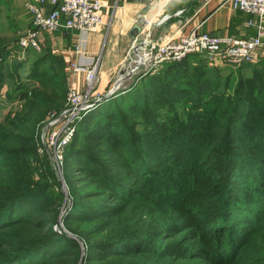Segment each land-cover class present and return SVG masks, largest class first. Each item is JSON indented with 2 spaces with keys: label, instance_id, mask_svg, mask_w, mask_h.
<instances>
[{
  "label": "trees",
  "instance_id": "obj_1",
  "mask_svg": "<svg viewBox=\"0 0 264 264\" xmlns=\"http://www.w3.org/2000/svg\"><path fill=\"white\" fill-rule=\"evenodd\" d=\"M17 42L18 38L0 37V105L19 103L0 114V237L6 227L23 225L35 229L39 238L22 244L25 249L0 251V264H20L38 249L43 251L41 264L64 255L75 264L80 256L77 240L49 225L58 217L54 205L59 200L51 192L53 171L39 151L45 121L66 106L69 78L66 69H40L49 60L64 64L63 57L48 48L40 53L28 48L26 59L40 56L35 69L26 80L14 77L26 60L10 71L9 57L20 51ZM154 70L78 120L67 145L71 150L66 170L74 194L64 223L84 240L86 264H160L154 255L172 257L197 250L192 242H174L187 229H194L189 239L201 241L208 263L234 264L264 215V182H258L264 171V58L212 65L205 55L194 53ZM8 78L14 82L4 94ZM183 100L194 109L183 117L187 126L181 125L176 109L185 107ZM204 113L210 116L207 120ZM172 116L176 119L170 122ZM198 119H204L203 126L193 123ZM213 185L220 192H214ZM50 193L53 199L47 198ZM168 211L185 219L156 226L159 218L167 221ZM47 212L50 218H33ZM124 242L147 246L111 253ZM258 252L264 255V241Z\"/></svg>",
  "mask_w": 264,
  "mask_h": 264
},
{
  "label": "crops",
  "instance_id": "obj_2",
  "mask_svg": "<svg viewBox=\"0 0 264 264\" xmlns=\"http://www.w3.org/2000/svg\"><path fill=\"white\" fill-rule=\"evenodd\" d=\"M101 1L104 5L101 11L103 24L98 30L81 32L61 28L56 32L41 34V48H48L56 55L62 56L66 67L71 69L73 62L96 67L100 79L96 95L103 96L104 89L113 78L115 79L118 69L134 60L133 44L146 35V32L142 31L144 18L153 23L151 30L154 38H178L193 30L236 37H248L256 32L255 27L247 24L251 16L233 9L226 0ZM29 3L38 4L39 0H0L1 17L15 20L14 23L16 20L24 23L21 35L32 27L33 16L28 9ZM22 7L25 11L20 13ZM45 7L46 12L52 8L49 2L45 3ZM180 9H184V12L178 13ZM166 14H170L169 18L161 24L157 23ZM139 28L141 31L137 33ZM77 47H81L83 52L77 53ZM139 48L141 47L138 46ZM22 51L23 54L26 52L20 50L16 54L19 55ZM262 58L264 50H259L256 53V61ZM74 74L70 77V83L78 86L80 90L87 87L85 75L80 73L73 76Z\"/></svg>",
  "mask_w": 264,
  "mask_h": 264
},
{
  "label": "built area",
  "instance_id": "obj_3",
  "mask_svg": "<svg viewBox=\"0 0 264 264\" xmlns=\"http://www.w3.org/2000/svg\"><path fill=\"white\" fill-rule=\"evenodd\" d=\"M233 9L245 12L251 16L247 21L249 26L255 27L256 32L248 37L233 35H213L207 32L193 30L178 38L166 36L151 40L149 21L144 18L143 31L146 32L142 40L133 44L132 52L137 54L138 65L153 67L154 69L168 61H180L189 54L201 53L214 64L240 65L256 61V53L264 50V0H226ZM52 6L46 12L45 3ZM103 3L101 0H39L38 4L29 3L28 9L33 16L32 27L18 38L20 50L28 48L41 49V34L56 32L61 28L74 29L81 32L98 30L102 24ZM184 9L178 10L183 13ZM170 14L164 15L157 23L161 24ZM150 38V39H149ZM138 46L141 48L138 49ZM83 50L77 47V53ZM17 55L16 52L12 56ZM71 71L85 75L87 87L83 92L75 84L67 91V104L61 112H55L49 117L46 128H50L52 139L49 147L55 160L61 158V150L73 139L77 122L83 112L95 103L86 101L97 82L96 67L73 62ZM120 78L119 82L122 81ZM119 87V86H118ZM117 87V88H118ZM115 88L110 90V93ZM102 97V96H101ZM48 147V146H47ZM42 149H40L41 151Z\"/></svg>",
  "mask_w": 264,
  "mask_h": 264
},
{
  "label": "rangeland",
  "instance_id": "obj_4",
  "mask_svg": "<svg viewBox=\"0 0 264 264\" xmlns=\"http://www.w3.org/2000/svg\"><path fill=\"white\" fill-rule=\"evenodd\" d=\"M24 11H25V8L22 7L20 9V13H23ZM14 21L15 20L5 18V16H2V17L0 16V37L7 38L8 40H11L13 38L14 39L18 38L21 35V33L23 32L24 23H22V21H20V20H16L17 21L16 23H14ZM148 21L150 23L149 28L151 31V40L158 39V38H154V36L152 35L151 24H153V23L151 22V20H148ZM37 51H38V53L41 52V50H37ZM26 55H27L26 52L23 54V51H22L19 55H14V56L9 57L8 63L10 66V71L15 72V66L17 65V63L19 61L26 59L27 58ZM34 55L35 54H33V56H31V59L30 58L26 59L25 60L26 62L24 61V63H22L20 75L15 74L14 77H16V78L20 77L19 78L20 80H26L27 79V75L31 72V70L35 69L36 62L40 58V56L36 57ZM41 58L47 59V56L43 55ZM133 59L134 60L130 61L129 65L120 67L118 69V73H117L115 79L113 78V80L108 84L107 88L104 89L103 96L107 93H110V90L113 88H115L114 91L111 92V94L113 96L120 93V92H123L124 90L131 87L132 85L134 86L138 82L139 78H141L142 76L147 75V74L151 73L152 71H154V68L150 67V65L149 66L138 65V63H137L138 58H137V54L135 52L133 53ZM40 69L41 70H48V71H61L63 69L64 70L66 69L67 75L69 78V81H68L69 84H68L67 91L72 86V84L70 83V77L72 78V74H74V72L71 71L70 67L65 68L64 64L63 65L58 64V62L54 63V61L49 60L48 62L46 61L45 65H41ZM75 75H76V73L73 76H75ZM122 77H123L122 81L119 82L120 78H122ZM11 79L12 78H8V81H6V83L3 86L4 87V89H3L4 94H6V92L11 90V83L14 82ZM99 81H100V79H99V75H98L97 82L94 85V89L92 90L91 94L86 97L87 102L95 103L97 100H99L100 98L103 97L102 95H100V94L96 95V93H95V91L99 87ZM31 82H32L33 86H36L37 82H35L34 80H31ZM82 91L83 92L86 91V86L84 87V89ZM249 100L253 104L256 103V101H257L256 99H249ZM182 103L185 104V107H181V105H179L178 108H176V109L179 110V112L181 114L178 117L179 120H181L180 121L181 125L187 126L189 124V121L183 119V117L188 112H191V110H194V109H192L193 105L191 104L190 101L186 103V101L183 100ZM18 104L19 103H17V101H15V102L12 101V102H9V104H7V105H2V106L0 105V114L3 115L9 110H14ZM66 104H67V96H66ZM96 104H94L93 106H96ZM201 108L204 109L203 111H205L207 109V107L205 105H203ZM85 112L86 111H84L83 113H85ZM202 117L207 120L210 116L208 113H204V115ZM175 119H176V117L172 116V120H170V122L175 120ZM203 120L204 119H198L196 122H193V123L195 125H197V127L203 126ZM48 121H49V119L45 121L46 123H44V125L42 126V130L40 131V140L41 141H39L40 142L39 151H40V149H42L40 151V154L42 155L41 158H43V161L45 163H47L53 171L54 175H52L51 179H50L51 186H52L51 192L53 194H55L56 195L55 198H58V200H59V201L56 200V203L54 205L55 208L58 207V209H59L58 217L56 218V220L52 221V223H50L49 225L57 233H62L64 235H68L70 237L73 236V238H75L77 240L78 246L80 247L78 249V250H80V256L78 257V260L76 261L75 264H86L88 262V254H87L86 245H85L84 240L80 239L77 235H75L69 229H67V227L64 223V220H63L64 214H67L69 208L72 205V195L74 194L72 187H71V182H69V180H68V172L66 170L67 154L71 150V148L66 146L64 149L61 150V158L59 160H55V158L52 155V151L49 147V143L52 139V132L50 131L49 127L46 128ZM170 142H172V143L176 142L179 145H181L180 140L178 138H175V137H170ZM149 146H150V144H149ZM192 148H193V146H192ZM152 157L153 156H151L150 158H152ZM146 158H149V157H146ZM150 166H152V165H150ZM237 169H239V172H241L242 174H244L246 176L248 175L247 173H245L244 169L240 168V166L237 167ZM108 172H110V170H108ZM114 172H116V170L111 171L112 174H114ZM258 175H259V181L258 182L259 183L264 182V171H261ZM255 177H257V176H255ZM251 178H252V176H251ZM213 188H214L213 189L214 192H220L219 186L213 185ZM156 192H158V191H156ZM71 193H72V195H71ZM61 194H62V199H61ZM249 196L252 197L251 194ZM47 198L53 199L54 197L50 193L47 196ZM160 202H161V205L165 204L164 199H161ZM169 210H171V209H169ZM168 214L170 215V217L167 218L166 222H164V220L162 218L161 219L159 218L156 222H154V224L158 227L159 226H165L168 223L180 224L181 221L185 219V217L181 213H177L176 211H170V212L168 211ZM35 216H37V217H35ZM39 216H46V217L50 218L51 213L47 212L43 215H39V214L34 215L33 218L37 219ZM148 220H151V218L148 217ZM259 221L262 222V225L260 226V228H258L254 232V235H252L253 240L249 244V247L246 248L245 251L242 252V254H240L242 256H240V258H238L237 262H235L234 264H264V255L259 254V252H258V249H259L262 241H264V215L260 216ZM107 224L110 225L109 220H108ZM192 230H194V229H187L186 231H184L183 233L178 235L174 239V242L180 241V243H183V244H191V242H192V244L197 245V250H195V251H193V250L184 251L185 249L183 248L181 251H179L180 253L184 251L183 254H181V255H174L172 257H155V255H154L153 259L154 260L160 259V264H210L207 262L208 257L204 256V254H203L204 246L201 245V241L199 239H196L194 241H192V239H189L191 236L189 234V232H191ZM198 230H200V229L198 228ZM4 231H5V236L0 237V251L12 250V248H16V249L24 248L22 244L27 246L31 243L30 241H32L34 239L36 240L39 238V233L35 229H33L31 226H24V227H23V225H16L14 227L10 226V227H6L4 229ZM206 240H203L204 241L203 244L206 242ZM168 242H171V241H168ZM209 245L211 246L212 243ZM12 246H14V247H12ZM145 246H147V245L143 244V242H124V243H120V244L116 245V247H113L111 249V253L117 252L119 250H124V251L135 250V249H139V248H142ZM177 246H175V247H177ZM179 248H182V247H179ZM42 252L43 251H40V249L34 251L33 253L29 254L27 257L22 259L20 261L21 262L20 264H41L44 260L42 254H41ZM109 254H110V251H109ZM185 255H187L189 257H186ZM1 259L2 258H0V261H1ZM70 259H71V257L69 255H67V256L64 255V256L60 257L57 261H55L54 263H51V264H70L69 263ZM153 262H152V264H153Z\"/></svg>",
  "mask_w": 264,
  "mask_h": 264
},
{
  "label": "water",
  "instance_id": "obj_5",
  "mask_svg": "<svg viewBox=\"0 0 264 264\" xmlns=\"http://www.w3.org/2000/svg\"><path fill=\"white\" fill-rule=\"evenodd\" d=\"M140 31H141V28H139V29L137 30V33H140ZM111 96H112L111 93H107V94H105L102 98H100L99 100H97V101L95 102V104L98 103V102H100V101H102V100L108 99V98H110ZM72 237H73V236H72Z\"/></svg>",
  "mask_w": 264,
  "mask_h": 264
}]
</instances>
